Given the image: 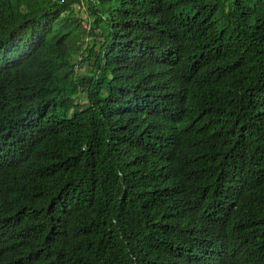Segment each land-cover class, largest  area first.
Masks as SVG:
<instances>
[{
  "label": "trees",
  "instance_id": "obj_1",
  "mask_svg": "<svg viewBox=\"0 0 264 264\" xmlns=\"http://www.w3.org/2000/svg\"><path fill=\"white\" fill-rule=\"evenodd\" d=\"M0 264H264V0H0Z\"/></svg>",
  "mask_w": 264,
  "mask_h": 264
},
{
  "label": "rangeland",
  "instance_id": "obj_2",
  "mask_svg": "<svg viewBox=\"0 0 264 264\" xmlns=\"http://www.w3.org/2000/svg\"><path fill=\"white\" fill-rule=\"evenodd\" d=\"M84 6L85 7H83L80 11H79V18L80 19H82L83 20V22H82V25L83 26H85V27H87L88 29L91 27V23H92V18L90 17V15H89V12L86 10V5H85V3H84ZM91 40H92V38H86V39H84V42L86 43V42H91ZM98 42V41H97ZM84 43V47L86 46V44ZM75 71H76V73H78V74H81V75H83V74H85V73H88L87 72V68H85V67H83V66H81V67H76L75 68ZM82 100V102H84V99L82 98L81 99Z\"/></svg>",
  "mask_w": 264,
  "mask_h": 264
}]
</instances>
